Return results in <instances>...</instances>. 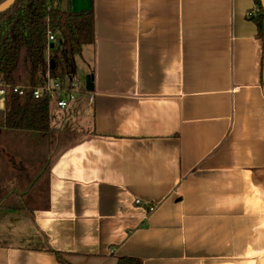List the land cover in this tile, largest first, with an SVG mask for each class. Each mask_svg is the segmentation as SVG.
Returning a JSON list of instances; mask_svg holds the SVG:
<instances>
[{
	"label": "crops",
	"instance_id": "0c3cea01",
	"mask_svg": "<svg viewBox=\"0 0 264 264\" xmlns=\"http://www.w3.org/2000/svg\"><path fill=\"white\" fill-rule=\"evenodd\" d=\"M71 8L94 12L79 57L93 90L60 110L82 130L49 152L41 135L0 129V264H264L254 0Z\"/></svg>",
	"mask_w": 264,
	"mask_h": 264
},
{
	"label": "trees",
	"instance_id": "16d2710c",
	"mask_svg": "<svg viewBox=\"0 0 264 264\" xmlns=\"http://www.w3.org/2000/svg\"><path fill=\"white\" fill-rule=\"evenodd\" d=\"M6 0H0V5ZM254 22L258 38L263 44L264 11L260 0L247 14ZM51 33L53 47L47 45ZM94 12L90 8L74 12L71 0H15L0 13V81L10 88L40 86L48 74L61 83L75 78L76 58L85 46L94 44ZM261 79L263 81V56ZM50 103L35 100L29 91L23 95L7 91L3 109H0V129L38 134L51 132ZM3 206V204H2ZM6 209H19L7 203ZM61 262V254L54 252ZM116 264H142L133 257H119Z\"/></svg>",
	"mask_w": 264,
	"mask_h": 264
},
{
	"label": "built area",
	"instance_id": "2783aa9c",
	"mask_svg": "<svg viewBox=\"0 0 264 264\" xmlns=\"http://www.w3.org/2000/svg\"><path fill=\"white\" fill-rule=\"evenodd\" d=\"M53 41V35L48 33L47 45H50ZM9 89H11L12 93L19 95H23L26 91H29L35 100L46 99L50 105H54L59 110L70 109L71 104L77 102L87 93L85 88L82 89L79 87L75 78L61 83L58 79H53L48 74H46L44 82L34 88L28 86L10 88L0 81V109H3L4 99ZM90 100L92 101V98ZM135 204L140 205L141 203L135 201ZM146 208L148 212H152L155 207L147 205Z\"/></svg>",
	"mask_w": 264,
	"mask_h": 264
},
{
	"label": "rangeland",
	"instance_id": "374dc122",
	"mask_svg": "<svg viewBox=\"0 0 264 264\" xmlns=\"http://www.w3.org/2000/svg\"><path fill=\"white\" fill-rule=\"evenodd\" d=\"M86 69L83 66L82 60L78 57L76 58V75L75 78L78 81L80 88H85ZM85 98L82 100L84 101ZM80 102V101H79ZM77 102L71 104V107L76 105ZM83 103V102H82ZM81 103V104H82ZM50 128L51 132L44 137V142L50 144L49 152H54L58 147H61L68 141H71L78 137L82 129L81 126V114L71 111L62 112L57 109L54 105H50ZM84 124H86V118H84Z\"/></svg>",
	"mask_w": 264,
	"mask_h": 264
},
{
	"label": "water",
	"instance_id": "95a60500",
	"mask_svg": "<svg viewBox=\"0 0 264 264\" xmlns=\"http://www.w3.org/2000/svg\"><path fill=\"white\" fill-rule=\"evenodd\" d=\"M15 0H6L0 5V13L6 11L9 9ZM261 7L264 11V0H260ZM53 47V44H50V48ZM263 81H264V22H263ZM85 89L87 92H91L93 90L92 86V77H87L85 82Z\"/></svg>",
	"mask_w": 264,
	"mask_h": 264
}]
</instances>
